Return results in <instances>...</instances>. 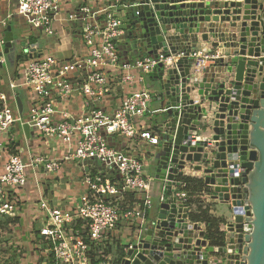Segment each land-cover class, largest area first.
<instances>
[{"label":"water","instance_id":"obj_1","mask_svg":"<svg viewBox=\"0 0 264 264\" xmlns=\"http://www.w3.org/2000/svg\"><path fill=\"white\" fill-rule=\"evenodd\" d=\"M123 2L131 48L184 55L150 73L160 142L148 162L166 197L156 217L136 227L118 264H264V0ZM209 35L225 54L216 71L195 77L188 55ZM4 41L5 55L14 54L13 44L24 46L11 25ZM17 106L21 111L18 97ZM198 132L205 138L196 140ZM186 167L202 171L212 197L230 204L216 250L173 195Z\"/></svg>","mask_w":264,"mask_h":264},{"label":"built area","instance_id":"obj_2","mask_svg":"<svg viewBox=\"0 0 264 264\" xmlns=\"http://www.w3.org/2000/svg\"><path fill=\"white\" fill-rule=\"evenodd\" d=\"M61 0H18L15 11L0 17V65L7 62L4 48V32L15 15L23 18L30 28L45 37H54L53 21L60 9ZM125 7L123 0H113L109 8L94 9L80 6L68 14V21H80L81 39L86 53L71 59L54 54H43L24 41V52L29 56L19 64L20 79L10 81V93L0 90V224L4 219L16 218L18 203L10 191L26 184V169L43 167L47 172H57L64 162H76L82 167L83 189L77 202L70 207L39 201L44 220L38 230L37 246L43 257L41 264H92L90 251H103L109 244L108 234L116 230L121 220L140 219L142 228L147 212L152 208L150 187L152 178L144 172L143 155L125 151L123 146L111 145L110 137L116 135L125 142H140L157 146L159 134L138 125L148 108L151 93L148 89H132L123 96L114 111L108 112L100 101L109 93L114 77L121 86L142 84V77L155 71L158 63L171 66L183 52H158L157 56H142L122 60L117 40L124 35L117 7ZM22 53V54H23ZM222 56L216 48L197 46L189 52L191 72L195 77L206 73L213 62ZM24 87L34 95L27 117L17 112L15 88ZM80 94V112L72 114L58 104ZM14 123H28L47 139L67 146L66 152L57 157L36 156L24 162L20 155L10 152V144L4 155L1 137L10 131ZM85 162H95L104 169L85 168ZM180 186H185L181 183ZM131 194H139L136 203H127ZM185 205L188 213L189 194L185 190L173 193ZM196 196V197H195ZM194 197L209 208V192L205 190ZM163 195L160 196L162 201ZM244 202L242 215H245ZM218 248V247H214ZM120 251H111L97 264H118ZM97 259L99 257H96Z\"/></svg>","mask_w":264,"mask_h":264},{"label":"crops","instance_id":"obj_3","mask_svg":"<svg viewBox=\"0 0 264 264\" xmlns=\"http://www.w3.org/2000/svg\"><path fill=\"white\" fill-rule=\"evenodd\" d=\"M17 2L18 0H0V17L4 16L8 12L15 11ZM112 3L113 0H61L60 9L55 16V20L53 21V27L55 30L54 37H45L40 32L32 30L30 26L25 23L21 16L15 15L13 17V21L10 23L13 38L16 40L19 39L22 42L26 41L27 45L31 47L32 51L37 49L38 52L42 51L43 54H54L57 57L63 59H71L75 56H83L86 53V50L81 39V23L80 21H68V14L83 5H89L94 9H99L107 7L109 8ZM116 13L121 19V27L124 30V35L117 40V48L120 58L122 60L129 61L137 57L152 56L150 52H143L141 50L136 51L129 46L125 35L126 25L128 24L126 17L127 15L121 6L117 7ZM30 38H32V41ZM212 42L213 39L209 35L207 41L198 40L197 46L216 48L219 50V52H221L222 55L225 54L224 49L221 46L213 47L211 45ZM18 46L19 45L16 44L12 45L11 49L12 52L14 51V54L12 56L6 55L7 62L3 65H0V90L5 93H10L11 91V88L9 87L10 81L17 82L20 79V73L18 72V66L20 63L15 64L14 59L18 54H21V60L29 57V55L23 53L24 46L19 49L20 51L17 52L16 49ZM64 53L66 55H63ZM21 60L19 62H21ZM220 63V60L213 62L207 73L216 71ZM142 79L141 85H135L132 88L117 84V81L113 77L111 80V89L109 93L100 101L99 106H102L108 112H112L118 105L120 99L132 91V89L146 88L151 93V99L149 101L145 115L140 119L138 118L137 123L149 131L159 134L158 125L154 120L157 102L151 90V86L154 83V78L152 74H146L142 77ZM14 92L20 99L22 108L21 111L17 109V112H19L21 116L27 117L34 95L29 89L24 87H17L15 88ZM81 101V95L75 94L71 100L59 103L58 106L62 110H66L72 114H77L81 110ZM203 138L205 137L200 132H198L196 140H202ZM7 142L9 144L13 142L17 153L24 162H29L31 158L40 155L50 157L61 156L66 152L67 149L65 144L56 142L55 140L47 139L31 127L29 132L25 133L23 126L20 123H14L10 131L3 134L1 137V144L3 145L2 148H5V156L8 152L5 147ZM109 142L111 145L118 146L121 144L125 151L133 153L139 152L141 155H143L144 172L147 176L152 178L149 194L153 204L152 208L147 212L145 220L148 222L154 219L158 211L157 205L160 202V196L166 192V190L163 188V184L155 178L153 168L151 166L149 168L147 165L148 160L158 145L151 146L149 144L140 142V140L125 142L116 135L110 137ZM85 164V168H88V170L104 169L100 164L95 162H85ZM81 171L82 167L76 162H64L61 169L57 172H47L43 167H27L26 184L22 188L10 191V195L15 197L18 203V214L16 216L18 222H16L17 226L13 228V237L10 240L4 238V240H7L6 244L8 245L7 247H4L5 249L9 247L11 250L16 249V247L20 249V253L17 252L18 255H15V264H41L43 257L40 254L39 248L38 251L35 249L39 236L38 230L44 220V215L39 208V201L41 199H45L52 205H60L65 207H70L75 204L77 202L78 195L81 192L78 190L76 185V178H79L81 182ZM74 175L76 178H74ZM183 175L201 179L202 181L204 176L202 171H196L189 167L184 169ZM176 180H179L177 176ZM61 183L63 184L62 186ZM174 188L175 191L180 190V185L175 186ZM207 189L209 190L208 187ZM211 194L213 193H210L209 190V213L212 216L221 217L225 220V223L222 224L220 228L224 231V233H226V224L230 222L232 218V214L228 207L230 204L228 202H222L213 198ZM139 196V194H133V196L129 195L126 199V202L129 204L136 203ZM165 197L166 196L163 195V198ZM195 197L193 196V199L197 200ZM196 204L197 203L193 204L194 208L197 207ZM11 220L12 219L7 218L2 220L0 224V232L5 230L4 227L7 226L8 222ZM139 220L140 219L131 221L121 220L116 230L108 234L107 240L109 241V244L107 246H109L112 251H120L123 246L129 242L134 230H136V227L140 222ZM187 220L193 223V221H191L188 216ZM197 224L199 229L204 232L203 238L206 239L205 224ZM207 242L209 243L208 240ZM216 249L217 248H214V250ZM35 251L38 253L39 259L36 256Z\"/></svg>","mask_w":264,"mask_h":264},{"label":"trees","instance_id":"obj_4","mask_svg":"<svg viewBox=\"0 0 264 264\" xmlns=\"http://www.w3.org/2000/svg\"><path fill=\"white\" fill-rule=\"evenodd\" d=\"M32 41V38H30ZM22 59L21 54H18L17 57L14 59V63H20L19 61ZM15 66V65H14ZM10 152L16 153V147L13 144V142L10 143ZM92 171H95V169H91ZM178 179L181 183H185V186H180V189L187 191V193L190 196L188 206L190 210L188 211V216L191 221L194 223H204L206 226V232L205 236L206 239L209 241L211 245L214 247H221L224 245L225 242V233L220 228L222 224L225 223V220L221 217H215L212 216L209 213L208 207H203L202 202L197 199L194 200L193 196L200 193L201 191L205 190L206 192H209L207 189V186L204 185L203 181L201 179H197L194 177L189 176H179ZM133 196V194H131ZM197 203V207L194 208L193 204ZM13 222H18L17 218L12 219ZM111 249L109 246H106L103 251H90V257L92 264H97L100 259L105 258L108 254L111 253ZM96 257H99L98 259Z\"/></svg>","mask_w":264,"mask_h":264},{"label":"rangeland","instance_id":"obj_5","mask_svg":"<svg viewBox=\"0 0 264 264\" xmlns=\"http://www.w3.org/2000/svg\"><path fill=\"white\" fill-rule=\"evenodd\" d=\"M22 48L21 47V44L17 47V52L20 51L19 49ZM63 55H66L65 53ZM4 68H5V65H4ZM155 120V119H154ZM147 165L149 166L150 168V163L148 162ZM76 175V174H75ZM74 175V178H76ZM77 176V175H76ZM77 179V188L79 191H81L83 189V186L81 185V182H80V179L79 178H76ZM64 182V181H62ZM153 183V182H152ZM63 184L61 183V186ZM81 189V190H80ZM152 192V190H151ZM79 193V192H78ZM229 207V206H228ZM17 226V224L15 222H13L12 220L10 222H8L7 226H5V230H3L2 232H0V264H15V260H16V256L18 255V253H20V249L16 247V249L14 250H11L10 247L9 248H4V247H7L8 245L6 244L7 240H10L12 237H13V234H14V230L13 228ZM7 239V240H4ZM37 251H38V247L36 246L35 248ZM36 252V251H35ZM17 254V255H16ZM16 255V256H15ZM36 256L38 257L39 259V255L38 253L36 252ZM15 257V258H14Z\"/></svg>","mask_w":264,"mask_h":264}]
</instances>
